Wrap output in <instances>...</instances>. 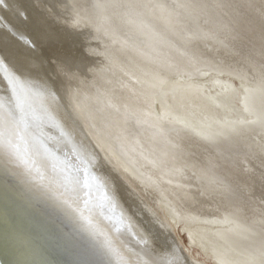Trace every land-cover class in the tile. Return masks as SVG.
I'll return each instance as SVG.
<instances>
[{
    "label": "bare ground",
    "instance_id": "1",
    "mask_svg": "<svg viewBox=\"0 0 264 264\" xmlns=\"http://www.w3.org/2000/svg\"><path fill=\"white\" fill-rule=\"evenodd\" d=\"M185 13L200 22L191 36ZM210 68L264 79V0H0V264H200L162 216L161 191L186 224L234 215L241 235L253 216L259 239L245 248L264 256V123L231 153L175 125L224 116L200 86L174 87L173 113L154 112L169 79ZM230 232L221 260L240 254Z\"/></svg>",
    "mask_w": 264,
    "mask_h": 264
},
{
    "label": "rangeland",
    "instance_id": "2",
    "mask_svg": "<svg viewBox=\"0 0 264 264\" xmlns=\"http://www.w3.org/2000/svg\"><path fill=\"white\" fill-rule=\"evenodd\" d=\"M70 4L72 6H70L71 10L69 9L68 12L71 13V11H73L72 8L74 6H73L72 2H70ZM54 12L57 13L56 10H54ZM70 13L68 15H66L65 17L71 18L72 16L70 15ZM206 15H208V14L203 15V18H205L203 20V24H207L209 22V19L206 18ZM182 21H183V23H182L183 25L181 27V31L184 33L185 36H191L192 35V27L193 26H199V23H200L198 20L196 21L195 18L193 20V18L186 13L182 16ZM201 31H202V33L204 32V34H205V30L203 28L201 29ZM83 41L86 42L85 39H83L82 42ZM84 42L82 44H84ZM93 63L98 64V63H100V61H97V62L95 61ZM182 75L180 74L178 76H174L171 79H169L166 83H164L162 85L160 91L154 96V112H155V114H157V115H163L164 114L165 115L167 113L168 114L173 113L171 111L170 106H169L170 105L169 100L171 99V96H172L171 94L173 93L172 89L174 87H176V86L183 87V85L188 86L189 84H190L189 86H191V85H194L197 87L200 86L199 88L202 89L203 95L209 101L211 100L210 102L212 104H214L215 106H219L223 109L224 116L222 114L223 112H221V114H220V111L217 110L218 114L216 113L215 116L214 115H211V116L208 115V117L206 118L208 121L205 120L206 122L200 123L198 120H196L193 117L192 118L189 117V118H191V119H189V118H187V116L185 117V116H179V115L177 116L176 115V117H174V122L177 123V124H175L176 127H179V125H180V128L181 127H187V128L190 127V130H194L196 128L195 133L196 134L199 133V138H197V139L200 140V142L204 141V146L208 147V148L209 147L210 148H214V147L215 148L216 147L217 148H223L224 146H226V148L231 149V153H232V150L238 146L239 147H245L247 150L250 149L251 148L250 146H252L253 144L250 140H246L247 138L250 139V136H247V134L248 133L250 134L251 132L262 129V126L264 123V107H262V101H261V100H264V79L262 80V78H259L256 81H251L249 79H246V77H244L243 74L240 76V74H237L235 72H222V70L217 69V68L202 69L199 72V74H197V76H191L189 74H182ZM227 95L230 96L229 99H232L231 102L228 101L229 99H227V98H226L227 100L224 99L225 96H227ZM163 97H166V98H163ZM258 97L261 100L258 99ZM164 101H165V103H164ZM223 102H225V103H223ZM166 104H167V106H166ZM183 118H187L188 120L186 121V119H183ZM192 119L194 121H192ZM209 119H211V121ZM182 120H183V122H182ZM193 122H194V124H193ZM184 124H186V125H184ZM193 125H195V127ZM209 135H212L213 138L212 139L209 138ZM219 135H220V137H223L226 139H228V138L233 139V138H235V136H243V137L240 139H237L236 141L226 140V142H220V141L215 139V137H219ZM253 136L254 135H252L251 137H253ZM214 139H215V141H214ZM237 143H239L241 145H238ZM245 143L247 145H244ZM226 148H224V149L226 150ZM226 152L229 153L228 155L230 156V154H231L230 151H226ZM228 155H226L227 156L226 158H228ZM112 156L115 159H124L125 155L122 153V150L117 149V150H115V152L113 153ZM260 158H261V160H263L264 156L261 155ZM128 164H129L130 168L132 169L131 166L133 164L130 165V163H127V165ZM189 166H191V167L193 166L192 169L194 168V166H195V168H197L196 169L197 173L191 171V174L194 177L195 181H197V183L202 184L203 181L206 182V178L204 177V175L200 176V174L203 173V171H202L203 166L201 163L196 162V163H193V165L191 163V164H189ZM130 170H129V172H130ZM130 174L133 175L132 172H130ZM201 195H203V194H201ZM170 200L171 199L168 198L166 193L164 191H161L160 195H159L158 206H159V209H160L162 216L169 223L175 240L180 244L181 249H183V252H185V254L187 256H189V258H191L192 260H194L200 264H231V263L232 264L233 263L234 264H246V263L247 264H256V263L262 264L263 263L264 264V261H263L264 256L263 255L257 254L258 256H256L254 254L255 252H252L253 250L251 251L249 249H246L248 246V243H246V241L255 242V240L259 239L258 238L259 235L257 234V231H256L258 229L254 230L253 228H255V227L254 226L252 227V225L256 226V224H258L257 219H253V216H251L250 219H248V220L246 219V221H247L246 224H248V226H251V227H249L250 232H246L247 230L245 229L246 231L245 230L242 231L243 233L240 235L238 230H240V228H241L240 226H241L242 222L243 223L245 222L244 220H241L240 218H236L234 215H220L221 216L220 217L219 215L214 216L212 214V216H214V217L210 218L209 221H211V222L207 223V222H200L197 220L196 223H194L192 225L186 224V223L181 222L174 215V214H176L175 208L168 205L169 203L167 204V202ZM171 202L173 204V201H171ZM217 212H219V211H216V213ZM218 216H219V218H218ZM236 223H238V224H236ZM259 225H261V224H259ZM229 230H231V232L237 230V232L239 233V234H237V237L239 236V239L241 237L243 238V241L239 242L240 248L241 247L243 249L245 247L246 248L244 250H242V248L240 250V248H239L240 254H238V255H236V253H232V247L227 248L226 253H228V254H226L227 255L226 258H228V260H221L220 256H219L220 252L219 251L217 252L216 246H218V245H216V243H217L216 240L218 241V243L222 242L221 244H223V242H224V245H226V244L228 245L229 241H230V240H228V239H230L229 238L230 237L229 236ZM214 233H216V234H214ZM248 233L250 234L249 236H247ZM210 234L212 237L210 236L209 239L204 237V236L208 237ZM223 235H224V237H223ZM215 237L218 239H216ZM219 240H221V241H219ZM241 244H243V245H241ZM217 253H219V254H217ZM234 258H236V259H234ZM235 260L238 262H236Z\"/></svg>",
    "mask_w": 264,
    "mask_h": 264
},
{
    "label": "snow or ice",
    "instance_id": "3",
    "mask_svg": "<svg viewBox=\"0 0 264 264\" xmlns=\"http://www.w3.org/2000/svg\"><path fill=\"white\" fill-rule=\"evenodd\" d=\"M56 71H57V73H63L65 75H67L71 70L65 68L64 66H58Z\"/></svg>",
    "mask_w": 264,
    "mask_h": 264
}]
</instances>
